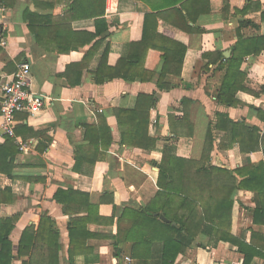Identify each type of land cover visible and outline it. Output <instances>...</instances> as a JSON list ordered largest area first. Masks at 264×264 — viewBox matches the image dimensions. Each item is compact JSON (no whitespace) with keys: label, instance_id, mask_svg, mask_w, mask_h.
<instances>
[{"label":"crops","instance_id":"0c3cea01","mask_svg":"<svg viewBox=\"0 0 264 264\" xmlns=\"http://www.w3.org/2000/svg\"><path fill=\"white\" fill-rule=\"evenodd\" d=\"M72 4L4 0L0 11V87L18 62L28 60L31 90L44 101L39 113L16 117L12 173L0 171V218H17L10 235L15 254L23 231L47 227V218L60 234L58 252L55 247L49 251L46 241H35L30 253L12 264H160L161 243L153 244L147 260L138 261L131 242L121 244L117 256L115 238L125 209L139 210L154 195L159 177L155 163L165 153L200 161L209 150L211 164L233 172L238 181L248 178V167L264 162V44L257 40L264 36V0H78L76 9ZM139 43L148 51L132 72L135 80L97 83L105 57L107 70L115 69ZM253 48L259 52L244 55L231 73L240 104L220 103L226 74L220 54L230 58ZM165 53L172 59L167 73ZM140 94L158 98L150 111L159 116L152 149L123 144L115 115L117 108L134 109ZM101 113L112 129L113 143L92 166L84 125H96ZM218 113L227 114L240 130L232 135L217 129ZM185 114L188 119L183 121ZM5 141L0 139V146ZM80 146L87 159L82 171H74ZM59 189L88 194L92 215L84 209L76 213L84 207L79 195L70 206L75 213L67 215L55 199ZM233 199L232 224L205 226L176 264L243 263L237 247L219 236L225 232L249 243L252 232L264 234V225L254 223L257 191L239 188ZM78 217L84 219L78 226L82 237L71 245L69 225ZM253 264H264V258H255Z\"/></svg>","mask_w":264,"mask_h":264},{"label":"trees","instance_id":"16d2710c","mask_svg":"<svg viewBox=\"0 0 264 264\" xmlns=\"http://www.w3.org/2000/svg\"><path fill=\"white\" fill-rule=\"evenodd\" d=\"M105 4V2H104ZM78 0H73L71 5L76 9ZM264 15V14H263ZM249 22H243V24ZM264 44V36L257 39ZM142 43L134 44L132 51L127 58L121 59L115 69L106 68V57L103 60L99 70L96 72V81L102 84L106 79L112 80L122 78L125 80H135L136 76L132 73L134 68L138 67L143 57L148 51ZM141 50V53L139 51ZM252 52H259V49L253 48L246 50L243 55L239 56L234 52L230 58L220 54L222 67L226 68V74L222 82V88L218 95L220 103L227 106H236L240 102L235 98L234 80L231 75L232 69L238 66L244 55ZM183 56L180 62H183ZM172 62L169 53H165V67L163 73H167L168 67ZM151 76H153L150 73ZM233 78V79H232ZM144 79V77H141ZM162 86V85H161ZM185 104L188 100L183 101ZM158 98L155 94L138 96L137 105L134 109H115V115L120 127L121 140L123 144L133 147L152 149L156 145L154 133L158 130L159 125L158 114L153 115L150 111L155 109ZM218 122L216 128H225L232 135L236 130H240V126L229 118L227 114L218 113ZM187 116L183 118L186 121ZM85 141L91 146L87 152H90L88 158L92 166L98 160L104 159L107 151L113 143L112 129L107 122L104 114H98V123L96 125L85 124ZM211 130V129H210ZM176 137H180V133L175 132ZM209 142L213 141L212 132L209 131ZM258 146V145H257ZM16 140L14 138H6L4 145L0 146V171L11 175L12 164L9 159H13L16 154ZM255 149L257 147H254ZM83 146L76 148V164L74 171H82L83 161L86 155H82L80 150ZM250 150V149H248ZM205 151L202 159L189 160L181 158L174 153H165L160 162H156L155 166L159 170L158 182L154 195L139 210L126 208L124 213L117 220L118 234L116 236L115 249L117 256L120 253V245L125 242L133 243V257L138 261L147 260L150 257V251L156 242L161 243V259L160 264H176L177 257L184 253L186 248L193 243L198 235L203 232V228L208 224H216L218 226L232 224L233 210L236 201L233 194L239 188H252L257 191L259 200H257V208L254 212L255 225H264V204L262 196L264 194V162L250 166L247 168L248 178L238 181L233 172L218 168L211 164L210 151ZM5 160L7 162H5ZM82 196L84 207L89 215L93 213V206L88 201L89 195L83 192L74 191L72 189H59L55 194L57 202L63 205V210L67 215H73V209H70L71 203L76 200V196ZM202 209V210H201ZM165 216L169 222L162 219ZM17 218H0V264H12L16 257H22L30 253L32 242L46 241L49 251L55 247L56 251L60 247L59 231L54 228L55 224L50 219V224H40L38 229L31 226L23 231L20 239L19 251L17 254L13 251V242L10 235L15 228ZM84 219L78 217L73 218L69 225L71 245L82 237L79 224ZM45 222L46 218H42L41 222ZM125 221V223H123ZM128 222V223H127ZM122 224H130L123 227ZM46 233L52 237V241H47ZM231 243L239 253L244 255L242 264H253L255 258H264V234L260 232H252L251 241L248 243L245 238H237L228 233H221L219 239ZM52 242L54 246L52 245ZM26 264V262H24ZM49 264H54L49 260Z\"/></svg>","mask_w":264,"mask_h":264},{"label":"built area","instance_id":"2783aa9c","mask_svg":"<svg viewBox=\"0 0 264 264\" xmlns=\"http://www.w3.org/2000/svg\"><path fill=\"white\" fill-rule=\"evenodd\" d=\"M4 0H0V11L3 10ZM32 63L22 60L16 64L11 79L0 87V139L15 138L17 115L28 113L35 115L44 107V101L31 90ZM23 148V144H19ZM127 261H132L126 257Z\"/></svg>","mask_w":264,"mask_h":264},{"label":"water","instance_id":"95a60500","mask_svg":"<svg viewBox=\"0 0 264 264\" xmlns=\"http://www.w3.org/2000/svg\"><path fill=\"white\" fill-rule=\"evenodd\" d=\"M228 54H229V53H226L225 56H228ZM161 217H162V219H163L164 221L169 222V220H168L165 216L162 215Z\"/></svg>","mask_w":264,"mask_h":264}]
</instances>
